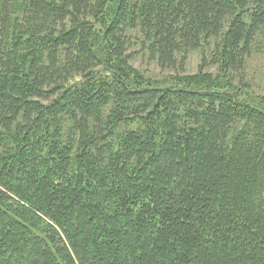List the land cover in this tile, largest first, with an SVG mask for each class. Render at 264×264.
I'll list each match as a JSON object with an SVG mask.
<instances>
[{
    "label": "trees",
    "instance_id": "16d2710c",
    "mask_svg": "<svg viewBox=\"0 0 264 264\" xmlns=\"http://www.w3.org/2000/svg\"><path fill=\"white\" fill-rule=\"evenodd\" d=\"M263 52L264 0H0V264H264Z\"/></svg>",
    "mask_w": 264,
    "mask_h": 264
},
{
    "label": "rangeland",
    "instance_id": "374dc122",
    "mask_svg": "<svg viewBox=\"0 0 264 264\" xmlns=\"http://www.w3.org/2000/svg\"><path fill=\"white\" fill-rule=\"evenodd\" d=\"M131 50H133L131 58L132 65L152 79L162 80L167 78L168 75L178 72L175 70L161 69L154 60H151L137 46H134ZM205 50L207 51V49ZM201 59L202 51L200 49L190 52L182 73L189 75L196 74L199 70ZM203 72L214 75L216 73V67H203ZM242 79L248 83V88H250L251 92L264 96V52L253 54L247 60Z\"/></svg>",
    "mask_w": 264,
    "mask_h": 264
}]
</instances>
